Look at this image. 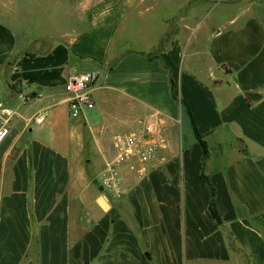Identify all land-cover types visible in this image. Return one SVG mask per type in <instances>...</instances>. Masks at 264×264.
Instances as JSON below:
<instances>
[{
	"label": "crops",
	"instance_id": "obj_1",
	"mask_svg": "<svg viewBox=\"0 0 264 264\" xmlns=\"http://www.w3.org/2000/svg\"><path fill=\"white\" fill-rule=\"evenodd\" d=\"M12 1L0 0V264H264V0H201L204 53L177 36L156 55L178 13L189 27L192 0L173 15L170 0ZM31 25L47 50L31 52ZM141 29L153 42L125 49ZM91 68L95 104L72 115L67 79ZM150 117L156 155L143 173L115 164L117 193L102 182L112 139Z\"/></svg>",
	"mask_w": 264,
	"mask_h": 264
},
{
	"label": "built area",
	"instance_id": "obj_2",
	"mask_svg": "<svg viewBox=\"0 0 264 264\" xmlns=\"http://www.w3.org/2000/svg\"><path fill=\"white\" fill-rule=\"evenodd\" d=\"M101 72L97 69H85L72 73L66 82V89L70 92L69 100L70 113L78 115L84 107H91L95 104L92 92L93 84L99 79ZM43 116L35 118L37 123H41ZM159 120L157 117H150L143 126L134 129L117 132L112 144L115 150V160L110 168V174L102 177V182L106 187L116 191L121 190L119 179L116 177L117 170L115 164H126L132 170L143 173L147 163L151 162L160 145L157 137ZM9 127H0V141L9 133Z\"/></svg>",
	"mask_w": 264,
	"mask_h": 264
},
{
	"label": "rangeland",
	"instance_id": "obj_3",
	"mask_svg": "<svg viewBox=\"0 0 264 264\" xmlns=\"http://www.w3.org/2000/svg\"><path fill=\"white\" fill-rule=\"evenodd\" d=\"M169 2L171 3V6H172L171 14L173 15L176 12L181 10L180 7L185 2V0H170ZM39 3H41V2L37 3L34 0H13L12 1V5H13L14 9H18V10H25L24 8H26L27 10L38 9ZM203 5H205V3L201 0H192L190 2L189 7L187 8V11H185V12H187L188 23H189L188 24L189 27L186 29V31H184L182 33H180V31H179V23H180L179 21H180V17L182 15H181V13H178L173 18L172 29L166 33L165 37L160 42L159 46L152 49V51L149 52V54L156 55L159 50L164 48L165 45H167L170 42H173V40L177 36H181L184 40H192V44H191V50L192 51H194V52L199 51L201 53H204V51L206 50L207 29H206V26H203V25H199V27L197 26L198 22L202 20L201 19L202 16L196 14L198 11L202 10ZM221 7H222V4H221ZM183 12H182V14H184ZM19 16L17 17L16 22L14 23V25L17 29L21 27L20 22H19V19H20ZM211 25L212 24L209 23L207 25V28L209 27L210 30H214L215 27L211 26ZM30 27H31V29L29 31L30 34H32L33 32L34 33L37 32L34 29V28L37 29L36 26L33 27L31 25ZM159 28L163 29V26L160 25ZM138 33H139V35L136 34L133 44L130 45L129 47H125V49L131 48V49L140 50L141 48L145 47L149 43L151 44L153 42L154 37L148 36L150 38H148V37L145 38L144 35H142V29H141V31H138ZM17 34L19 37L18 42L20 43V40L22 39L21 32L18 30ZM28 41H29V43L32 41L31 42L32 44L30 46L31 52H43V51L48 49V43L49 42L52 43L53 39L49 36L41 35L40 31H39L33 37L29 36ZM88 112H90V111H88ZM120 131H124V130H120Z\"/></svg>",
	"mask_w": 264,
	"mask_h": 264
},
{
	"label": "trees",
	"instance_id": "obj_4",
	"mask_svg": "<svg viewBox=\"0 0 264 264\" xmlns=\"http://www.w3.org/2000/svg\"><path fill=\"white\" fill-rule=\"evenodd\" d=\"M203 146H204V151H203V160L206 159L208 157V148L205 142H203ZM213 196H214V191H213ZM211 206L213 208L214 213L217 215L215 209H214V197L212 198V203Z\"/></svg>",
	"mask_w": 264,
	"mask_h": 264
}]
</instances>
